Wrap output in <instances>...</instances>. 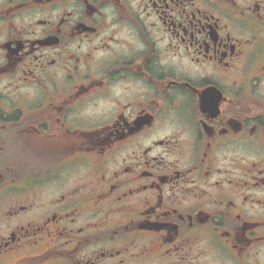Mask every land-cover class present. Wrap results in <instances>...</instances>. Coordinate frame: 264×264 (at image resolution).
<instances>
[{"label":"flooded vegetation","instance_id":"1","mask_svg":"<svg viewBox=\"0 0 264 264\" xmlns=\"http://www.w3.org/2000/svg\"><path fill=\"white\" fill-rule=\"evenodd\" d=\"M0 264H264V0H0Z\"/></svg>","mask_w":264,"mask_h":264}]
</instances>
